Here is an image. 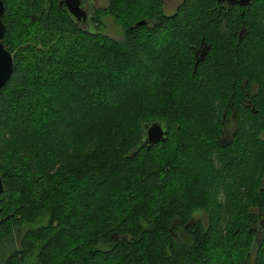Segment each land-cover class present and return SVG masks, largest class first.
Masks as SVG:
<instances>
[{
	"label": "trees",
	"instance_id": "trees-1",
	"mask_svg": "<svg viewBox=\"0 0 264 264\" xmlns=\"http://www.w3.org/2000/svg\"><path fill=\"white\" fill-rule=\"evenodd\" d=\"M1 1L0 264H264V0Z\"/></svg>",
	"mask_w": 264,
	"mask_h": 264
},
{
	"label": "water",
	"instance_id": "water-1",
	"mask_svg": "<svg viewBox=\"0 0 264 264\" xmlns=\"http://www.w3.org/2000/svg\"><path fill=\"white\" fill-rule=\"evenodd\" d=\"M228 4H238L248 6L249 0H225ZM80 0H60L58 6H63V8L76 20V21H85L87 14L81 8ZM3 13V4L0 0V88L5 84L11 74L12 68V59L10 53L3 47L1 39L3 36L4 26L1 22V16ZM139 24H148L146 20H139L135 23ZM202 41V39H201ZM204 53H200L199 56L194 54V64L193 68L198 61L202 60ZM167 134L165 126L161 125L159 122L153 121L147 124L145 130L143 131L142 139L140 140L141 144L148 147L151 144L157 143L159 141H164ZM219 143V142H218ZM224 146V145H221ZM2 191V183L0 179V193ZM259 230L264 232V206L262 208V214L258 222Z\"/></svg>",
	"mask_w": 264,
	"mask_h": 264
},
{
	"label": "rangeland",
	"instance_id": "rangeland-1",
	"mask_svg": "<svg viewBox=\"0 0 264 264\" xmlns=\"http://www.w3.org/2000/svg\"><path fill=\"white\" fill-rule=\"evenodd\" d=\"M88 1H90V3H86V5L90 10L100 8V7L105 8L107 5V0H88ZM180 1L181 0H162V8L161 9H162L163 13L164 14L172 13ZM98 20L102 23V26L100 27L101 31L103 33H105L107 36L112 37V38L117 39V40H120L123 37V28L120 27L117 23H115L112 20L110 15L100 14ZM88 24L90 25L89 22H88ZM81 26H84V24H81ZM224 125H225L224 127L226 128V133L229 134V131L231 130L232 122L228 121ZM197 217L204 220L203 214H201L200 216H197ZM26 227H27V225L22 226L20 228L19 232L22 233ZM17 240H18V235L14 236L12 238V240L5 245V247H4L5 251L4 252H8L9 248L12 246V243H14V242L16 243ZM4 252L0 253V257L2 256V254H4Z\"/></svg>",
	"mask_w": 264,
	"mask_h": 264
},
{
	"label": "flooded vegetation",
	"instance_id": "flooded-vegetation-1",
	"mask_svg": "<svg viewBox=\"0 0 264 264\" xmlns=\"http://www.w3.org/2000/svg\"><path fill=\"white\" fill-rule=\"evenodd\" d=\"M218 3H220V4H222L224 7H231V6H241V7H246V6H244V5H238V4H228L225 0H216ZM80 3H81V8L85 11V13L87 14V17H86V19H85V21L83 22V21H77V22H80L81 24H84L85 26H87L88 25V22H89V19H90V17H91V10H93V9H89L88 7H87V5H86V3H90V1H88V0H80ZM248 7V6H247ZM71 16V15H70ZM72 17V16H71ZM73 18V17H72ZM74 19V18H73ZM75 20V19H74ZM76 21V20H75ZM152 26V25H151ZM200 41H201V39H200ZM197 47H198V45H197ZM197 47L196 48H194L193 46H191V48H192V56H193V59H194V53H195V51H196V49H197ZM203 49H204V45H202L201 46V49L198 51V53H196L197 55L196 56H198V54H199V52H201V51H203ZM199 62V61H198ZM194 64V63H193ZM196 66V65H195ZM244 95H245V97H243V99H242V102H243V105H244V107H246L247 109H249L251 112H254V109L252 108V106L250 105V99H249V97H248V95H249V92L248 91H245L244 92ZM167 131V130H166ZM228 135L229 134H227L226 133V128L225 127H223L222 128V130L220 131V135H219V138H218V142L221 144V145H225L226 143H227V137H228ZM263 183H264V178H263Z\"/></svg>",
	"mask_w": 264,
	"mask_h": 264
},
{
	"label": "bare ground",
	"instance_id": "bare-ground-1",
	"mask_svg": "<svg viewBox=\"0 0 264 264\" xmlns=\"http://www.w3.org/2000/svg\"><path fill=\"white\" fill-rule=\"evenodd\" d=\"M249 3H250V0H249V2H248V5H249ZM60 7H63V6H60ZM2 17V16H1ZM2 22V21H1ZM3 24V23H2ZM140 25V24H139ZM4 26V25H3ZM3 33H4V31H3ZM3 37V36H2ZM12 59V58H11ZM11 71H12V68H11ZM9 79V78H8ZM6 83V82H5ZM2 183V182H1ZM1 222V221H0Z\"/></svg>",
	"mask_w": 264,
	"mask_h": 264
}]
</instances>
